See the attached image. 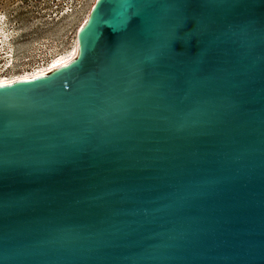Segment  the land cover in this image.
Listing matches in <instances>:
<instances>
[{
    "label": "water",
    "instance_id": "obj_1",
    "mask_svg": "<svg viewBox=\"0 0 264 264\" xmlns=\"http://www.w3.org/2000/svg\"><path fill=\"white\" fill-rule=\"evenodd\" d=\"M0 264H264V0H97L0 85Z\"/></svg>",
    "mask_w": 264,
    "mask_h": 264
},
{
    "label": "rangeland",
    "instance_id": "obj_2",
    "mask_svg": "<svg viewBox=\"0 0 264 264\" xmlns=\"http://www.w3.org/2000/svg\"><path fill=\"white\" fill-rule=\"evenodd\" d=\"M96 0H0V62L18 75L67 55ZM11 56V55H10ZM0 67V69L3 68Z\"/></svg>",
    "mask_w": 264,
    "mask_h": 264
},
{
    "label": "bare ground",
    "instance_id": "obj_3",
    "mask_svg": "<svg viewBox=\"0 0 264 264\" xmlns=\"http://www.w3.org/2000/svg\"><path fill=\"white\" fill-rule=\"evenodd\" d=\"M97 1V0H96ZM95 1V3H96ZM94 3V4H95ZM93 4V6H94ZM92 6V8H93ZM91 8V10H92ZM91 10L89 11L88 13V16H87V19L84 23V25H82L78 35H77V38L74 42V45H73V48L72 50L67 54V55H64L62 57H59V58H56V60H53L51 62H48L46 64H42L41 66H38L37 68L33 69V70H29V71H25L21 74H18V75H1V73H5L7 72L8 70H11V68L13 67V57H12V52H6L5 55H7V62L4 64L3 68L0 69V85L2 84H8V83H11V82H14V81H20V80H30V79H34V78H37V77H40V76H43L53 70H56L60 67H63L67 64H69L71 61H73L77 55V52H78V44H79V39H80V36L86 26V23H87V20H88V17H89V14L91 12ZM6 41H3L2 39H0V43L3 44V45H6L5 43ZM11 55V56H10ZM3 55H0V58L2 57ZM0 67H1V62H0Z\"/></svg>",
    "mask_w": 264,
    "mask_h": 264
},
{
    "label": "flooded vegetation",
    "instance_id": "obj_4",
    "mask_svg": "<svg viewBox=\"0 0 264 264\" xmlns=\"http://www.w3.org/2000/svg\"><path fill=\"white\" fill-rule=\"evenodd\" d=\"M1 67H2V63H1Z\"/></svg>",
    "mask_w": 264,
    "mask_h": 264
}]
</instances>
